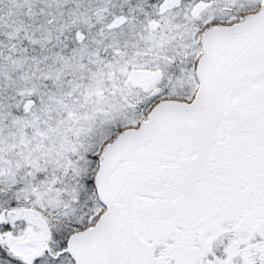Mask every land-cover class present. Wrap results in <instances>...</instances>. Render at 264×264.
<instances>
[{
    "label": "snow or ice",
    "instance_id": "snow-or-ice-1",
    "mask_svg": "<svg viewBox=\"0 0 264 264\" xmlns=\"http://www.w3.org/2000/svg\"><path fill=\"white\" fill-rule=\"evenodd\" d=\"M0 264H264V0H0Z\"/></svg>",
    "mask_w": 264,
    "mask_h": 264
}]
</instances>
